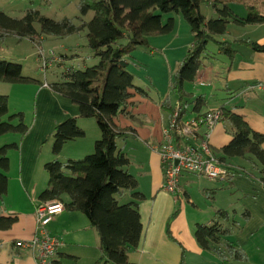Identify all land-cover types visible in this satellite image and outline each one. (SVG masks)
Wrapping results in <instances>:
<instances>
[{
    "label": "crops",
    "instance_id": "obj_1",
    "mask_svg": "<svg viewBox=\"0 0 264 264\" xmlns=\"http://www.w3.org/2000/svg\"><path fill=\"white\" fill-rule=\"evenodd\" d=\"M219 39L226 42L248 39L264 44V24L230 23ZM148 42L151 51L137 48L128 60L134 86L146 95L130 90L127 105L113 118L118 129L133 130L125 139H117L116 144L128 159L125 170L137 181L135 191L143 196L138 203L141 238L137 248L128 253L129 264H180L181 259L183 264H211L213 259L219 264H264V188L261 184L243 175L212 181L202 175L184 174L179 195L163 190L160 156L154 147L162 142V130L168 125L170 115L162 109L161 103L168 99L172 106L177 105L169 88L172 75L191 46L192 34L190 29H172L168 34L150 37ZM77 46L68 47L74 50ZM207 47L195 79L184 84V91L191 98L185 100L181 119L193 120L209 110L223 107L242 116L252 131L264 135V53L236 46L234 55L228 57L221 54L216 45L214 50ZM51 54L54 55L53 51ZM90 56L83 64L95 62ZM68 59L75 62L81 58ZM41 70L44 74L47 72V69ZM48 84L45 78L36 85L0 83V94L8 98V113L3 121L23 111L20 103L30 104L34 99L28 122L23 116L28 128L26 135L0 136V146H15L7 151L8 183L7 192L0 199V215L16 218L8 230H0V264H36L33 253L17 248L15 243L34 235L35 210L43 202L39 196L47 188L49 179L45 164L53 160L65 163L82 159L93 152L94 143L101 137L95 120L78 118V107L53 92ZM198 97L204 102L194 110ZM69 118H76L77 126L85 135L64 144L55 156L51 135L58 124ZM230 130V125L222 120L209 134V146L217 157L220 149L231 141ZM261 147L264 150V142ZM240 166L247 167V163L232 160V167ZM39 174L47 175L46 184H37ZM68 201L69 197L64 195L60 202L65 205ZM117 201L119 204L132 202V192H123ZM219 211L225 212L227 219L218 218ZM204 212L206 218L201 216ZM215 222L228 231V235L220 237L213 246L222 258L212 250L201 249L194 236L197 225L208 226ZM48 231L63 243L56 264H95L100 257L99 236L81 212L64 208L48 225ZM235 252L239 253L238 257Z\"/></svg>",
    "mask_w": 264,
    "mask_h": 264
},
{
    "label": "trees",
    "instance_id": "obj_2",
    "mask_svg": "<svg viewBox=\"0 0 264 264\" xmlns=\"http://www.w3.org/2000/svg\"><path fill=\"white\" fill-rule=\"evenodd\" d=\"M208 5L218 15L207 18L201 12V5ZM241 6L244 15L235 13L233 7ZM79 24L63 18L59 21L42 15L38 10L28 9L21 18L10 17L0 12V40L13 36L17 40L29 39L40 42L44 37L64 39L86 31V48L95 62L84 68L68 70L63 80L48 84L55 93L69 99L79 109L78 118L94 119L101 137L94 143L93 152L79 160L61 163L53 160L45 164L48 174L47 188L40 194V200H62L70 211L81 212L95 229L100 240V257L95 264H129L128 253L137 248L141 238V221L138 203L143 196L136 192L137 181L125 167L128 159L118 148L117 139H125L133 130L118 129L113 118L127 105L134 89L145 96V92L133 84V75L128 71L129 58L137 48L151 51L148 39L168 34L173 29V18L163 22V16L180 14L187 22L192 43L172 75L170 93L177 105L168 99L161 103L170 119L177 112L182 118L185 100L191 98L184 91V84L192 82L201 66L202 56L208 43L217 46L219 52L232 57L236 46H245L253 52L264 53V44L250 40L221 41L219 37L227 31L228 25L238 26L264 24V0H79ZM92 12V18L85 22L82 18ZM35 25L39 26V31ZM38 81L22 75L18 63L0 59L1 84H26ZM194 110L203 104L202 97L195 101ZM230 125L231 141L220 149V156L214 155L216 164L227 171L228 177L245 175L264 188V150L261 145L264 135L256 133L243 117L219 108ZM8 113V98L0 94V136L8 133L26 135L28 128L23 123L21 113L11 115L8 121L3 117ZM203 115V114H202ZM200 115V116H202ZM18 118V123L11 121ZM84 132L77 126L76 118H69L58 124L51 138L52 153L58 155L64 144L83 138ZM14 145L0 146V199L7 192L9 160L7 151ZM243 160L253 166L259 165V176L249 174L245 167H232V160ZM132 192L133 201L119 204L118 197L123 192ZM218 218L227 219L225 212L219 211ZM14 216L0 215V230H8L15 222ZM169 221L167 222V234ZM218 222L212 225H197L195 239L201 249L212 250L220 258L223 256L214 248L220 237L227 236ZM238 257L239 253L235 252ZM243 257V255H242ZM180 264H183L181 259Z\"/></svg>",
    "mask_w": 264,
    "mask_h": 264
},
{
    "label": "built area",
    "instance_id": "obj_3",
    "mask_svg": "<svg viewBox=\"0 0 264 264\" xmlns=\"http://www.w3.org/2000/svg\"><path fill=\"white\" fill-rule=\"evenodd\" d=\"M44 1V0H43ZM52 61H59L52 54ZM42 67L48 60L41 57ZM264 89V85H262ZM221 110L212 109L193 120H182L175 112L168 125L162 130V142L154 147L160 156L163 172V190L171 195H179L180 179L184 174L202 175L209 180L227 179V171L216 164L208 143L213 127L221 121ZM201 128L204 132H200ZM63 204L58 200L44 201L35 210V232L31 239L17 241L15 246L29 250L36 264H56L57 255L63 243L51 235L48 225L55 216L62 213Z\"/></svg>",
    "mask_w": 264,
    "mask_h": 264
},
{
    "label": "rangeland",
    "instance_id": "obj_4",
    "mask_svg": "<svg viewBox=\"0 0 264 264\" xmlns=\"http://www.w3.org/2000/svg\"><path fill=\"white\" fill-rule=\"evenodd\" d=\"M78 3L79 0H0V12H3L4 14L13 18H21L28 9L32 8L38 10L42 15L50 19L59 21L63 18H68L73 20L74 24L78 25L80 23L79 20L76 19L77 17H79ZM233 9L236 14L244 13V10H242L243 8L241 6H234ZM201 12L209 19L218 17L217 13L211 7L205 4L201 5ZM92 15L93 13L89 12L82 19L85 22H88L92 18ZM169 15L170 17L174 18L173 29H190L187 22L182 18L180 14ZM167 17L168 15L163 16V22L166 21ZM35 28L37 31H39L38 25H35ZM74 44H78L79 46H77V48L74 50L69 49L70 47L68 46H71L73 48ZM85 44L86 31L74 35L69 40L56 39L46 36L42 40H40V42H32L29 39H23L19 41L13 36H7L3 41L0 40V59L20 64L22 66L23 76L32 78L33 80L39 82L26 83L21 85L41 84L44 81V78L50 84L53 82H57V80H63V74L68 70H76L77 68H79V65L89 66L93 64L90 61H87L86 64H83L87 56L90 54V52L86 48H84ZM214 45L215 44L213 43H209L207 49L214 50ZM51 51H53L54 57L58 58L59 61H52L51 59H48L49 55H52ZM41 57H44L45 60L47 58L48 65H46V67H42ZM64 57H67V59H65ZM68 57H70V59L80 57L81 59L75 62H68L70 61ZM89 59H93L92 56H90ZM41 69H47V72L44 74ZM20 108L21 110H23L21 112L22 117L26 116V121L28 122L29 116L33 112L32 109H34V99H32V102L30 104L25 101L23 104L20 103ZM8 120L9 119H7L6 121ZM26 121L23 119L25 125ZM12 122L18 123V118H14L11 123ZM256 165L257 166L247 164V167L245 166L246 172L258 177L260 167L258 164ZM46 176V174H43V176L39 174L37 177V184H46ZM243 176L249 179L247 176ZM218 184L221 185V183ZM223 197L227 196L224 195ZM188 212L189 210L186 211V213ZM206 212L209 213V211ZM206 212L201 214L202 218H206ZM207 261L209 262V259ZM210 262H212L211 264H219V261L215 259L211 260Z\"/></svg>",
    "mask_w": 264,
    "mask_h": 264
}]
</instances>
